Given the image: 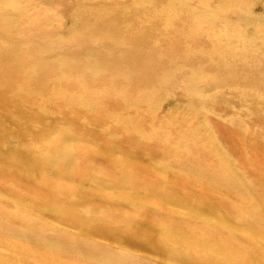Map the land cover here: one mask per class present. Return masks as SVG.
<instances>
[{
	"label": "bare ground",
	"instance_id": "6f19581e",
	"mask_svg": "<svg viewBox=\"0 0 264 264\" xmlns=\"http://www.w3.org/2000/svg\"><path fill=\"white\" fill-rule=\"evenodd\" d=\"M186 1L195 7L185 14L193 20L185 23L169 21L181 17L180 4L187 6L185 0H138L140 5L135 2L116 10L102 6L108 12H98L100 22L94 26L87 23L96 16L89 15L93 10L89 6L82 24L90 39L78 50L65 51V40L53 42L51 50L36 45V39H25L23 24L8 20L5 14L10 8L30 13V7L26 2L23 6L0 0L5 2L0 14L4 18L0 22V241L9 242L0 245V264H150L132 255L160 260L166 253L173 254L170 251L184 253L191 238L214 236L212 230L202 232L186 225L188 219L182 217L186 214L167 210L168 206L201 209L213 221L218 202L230 219L264 224V190L255 188L245 172L256 170L259 156L246 159L237 153L233 161L240 166L234 171L224 162L209 170L215 140L200 120L159 122L153 105L149 106L157 88L169 92L172 66L182 61L185 49L196 52L201 44L210 48L214 42L210 20L236 14L233 3L247 0H218L215 9L210 8L213 0ZM123 18L128 21L117 22ZM186 27L192 29L191 37L185 36ZM23 41H28V47H23ZM240 47L246 51V45ZM23 48L27 53H21ZM199 58L189 56V61L198 62L190 65L194 76L189 86L196 82L218 87L264 85L255 52L239 65L241 57L232 55L217 70L208 64V56ZM251 75L258 77L251 80ZM189 93L184 94L182 105L197 111L198 94ZM252 106L244 108L243 115L250 121L247 126L254 118ZM222 109L232 112L234 106ZM212 121L214 116L207 124ZM199 125L201 130H196ZM112 132L126 140L111 141ZM233 141L241 150L242 142ZM11 142L18 148L9 149ZM156 164L162 168H154ZM163 169L205 176L243 195L250 192L261 207L251 209L242 199H237L236 206L211 188L197 187ZM164 178H170V183L163 190L160 180ZM162 246L168 252L158 249ZM194 248L190 247L197 258L205 257Z\"/></svg>",
	"mask_w": 264,
	"mask_h": 264
},
{
	"label": "rangeland",
	"instance_id": "374dc122",
	"mask_svg": "<svg viewBox=\"0 0 264 264\" xmlns=\"http://www.w3.org/2000/svg\"><path fill=\"white\" fill-rule=\"evenodd\" d=\"M138 0H96L90 4V0H13L14 3L30 7V13L27 9L24 11L8 9L6 17L8 20L22 23V29L26 31L25 39H36V45L46 46L53 50V42L57 40H65V51L78 50L85 46L86 40L90 39L88 34H85L83 20L85 17L82 14L90 13L89 6H92L93 10L88 18V25L94 26L98 21V12L105 11L102 6L116 10L121 6L127 4L137 3ZM144 2V0H139ZM7 2V1H6ZM187 6L180 4V12L178 15L181 17L170 18L169 21H192L194 17L186 16L185 14L192 12V8L195 5L189 1H186ZM0 3V14L3 11V4ZM10 4H13L11 1ZM218 0L211 2V7L217 6ZM8 4V3H6ZM140 5V3H137ZM189 4V5H188ZM233 7L237 11L232 16L214 17L210 20L213 30L214 42L207 46L203 44L199 45L198 50L206 51L198 53V50L192 51L190 48L185 49L182 61L178 62L173 67L172 76L169 77V84L165 93L162 89H158L150 95L152 100L150 105L152 106V113L154 118L159 122L162 121H183L189 122L193 120H200L202 128L207 130L210 136L215 140L216 153L214 160L211 164H207L209 170H212L210 166L219 168V164L224 162L226 166L234 171L236 166H240L239 162L234 163V157L238 154H242L243 158L249 159L251 156H259V166L249 168L245 170L250 180L256 185L255 188H261L264 190V85H255L252 83L242 84L234 83L232 85H225L218 87L216 84L196 82L192 86H189V80L194 76L193 70L190 68L198 62L189 61V56L193 54L195 58L200 60V54L203 57L208 56V64L211 65L213 70L223 67L228 63L232 55L240 56L237 65L245 63L247 57L256 53L259 57L256 60V64L259 65V72L264 73V0H247L233 3ZM83 8V11H82ZM177 15V16H178ZM82 16L84 19H80ZM100 17V16H99ZM4 18L0 15V22ZM31 20H35V23H31ZM117 19V18H115ZM131 19H136L131 17ZM214 19V20H213ZM128 18H123L118 23H126ZM214 22V23H213ZM31 24V25H30ZM176 24L179 26L180 23ZM185 36L192 35V29L190 27L185 28ZM134 33L130 34L132 36ZM188 37V36H187ZM199 42L202 41L203 36L198 37ZM99 40V39H98ZM93 43H96L93 40ZM246 45V51L241 49V45ZM23 47H28V41H23ZM21 53H27V50L23 48ZM219 53L225 55L224 59L218 57ZM249 54V55H248ZM185 56H188L185 58ZM242 61V62H241ZM171 66L168 65V68ZM214 75V71L210 73ZM72 78H76V74H71ZM257 75H251V80H256ZM188 88V89H186ZM190 92V95L198 94L196 104L200 107L197 111L193 109H186L183 107L182 102H186V98L183 97L186 92ZM184 102V105H185ZM207 103V104H206ZM232 104L234 111L229 112L222 109L224 106ZM249 104H253L252 110L254 112V118L263 120V124L256 119H252L249 126L248 121L244 117V108ZM217 106L219 109L214 111L210 106ZM214 116V121L209 124L208 118ZM196 130L200 129L196 127ZM194 131V128H190ZM201 130V129H200ZM253 134V136H252ZM111 141L122 143L126 138L119 132H112L109 135ZM253 137V138H252ZM234 139H239L241 143V150L237 149V142L234 143ZM236 144V146L234 145ZM9 149H17L18 145L11 142L7 144ZM242 152V153H241ZM222 154L226 158L220 156ZM212 155V154H210ZM159 157V156H157ZM217 157V158H216ZM222 158V159H221ZM107 162V161H106ZM98 166H102L98 164ZM154 168H160L161 165H153ZM105 168V163L103 164ZM162 168V167H161ZM161 172H166L169 175L175 177H181L185 180L192 182L197 187L207 186L214 190L216 194L225 196L230 202H237V199H242L244 202L250 203L252 208L258 209L261 207L260 200L253 197V194L249 192L248 195H243L240 191H231L227 187L221 184L211 183L205 176H196L186 172H181L174 169H163ZM238 177V176H237ZM241 178V177H240ZM170 178H164L160 180L161 189L169 187ZM196 187V188H197ZM247 191V190H246ZM192 198L195 197V191L191 192ZM151 199V198H150ZM154 200V199H152ZM157 202V201H155ZM236 204V203H235ZM239 204H236V206ZM182 206V205H180ZM180 206H168L167 210L182 212L186 216L188 221L186 225L202 229L204 228L212 230L214 236L210 238H197L190 239L184 253H176V251H170L173 254L166 253V257L160 260L152 258L149 255L133 254L132 256L138 258L143 262L150 264H204L201 260H205L208 264L217 261L214 264H264V224L259 222L244 223L241 219H230L227 216V211L215 202V216L216 220L209 221L212 216L203 210H194L192 208H180ZM179 207V208H178ZM183 207V206H182ZM180 213V214H182ZM191 213V214H190ZM169 214V213H167ZM199 216L200 218L196 217ZM167 227V226H166ZM173 226L169 227L172 228ZM13 242H19L15 240ZM9 244L8 239L6 241H0V245ZM107 247H114L113 244H107L100 242ZM217 248H216V246ZM32 246V245H30ZM195 246L198 249V253H201L205 257L197 258L196 252L190 247ZM194 248V249H195ZM158 249L167 250L163 247ZM168 252V250H167ZM209 261V262H208ZM205 263V264H206Z\"/></svg>",
	"mask_w": 264,
	"mask_h": 264
}]
</instances>
